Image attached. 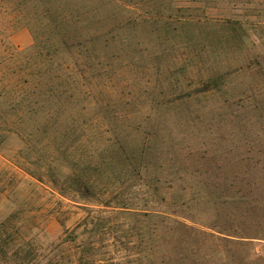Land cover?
I'll return each mask as SVG.
<instances>
[{
    "label": "rangeland",
    "instance_id": "obj_1",
    "mask_svg": "<svg viewBox=\"0 0 264 264\" xmlns=\"http://www.w3.org/2000/svg\"><path fill=\"white\" fill-rule=\"evenodd\" d=\"M70 164L94 199L52 185ZM9 237L37 264H264V0H0Z\"/></svg>",
    "mask_w": 264,
    "mask_h": 264
},
{
    "label": "trees",
    "instance_id": "obj_2",
    "mask_svg": "<svg viewBox=\"0 0 264 264\" xmlns=\"http://www.w3.org/2000/svg\"><path fill=\"white\" fill-rule=\"evenodd\" d=\"M43 102L44 103H49L52 104L50 102H52L51 98L54 95L52 88L47 89L46 91L43 92ZM55 97V96H54ZM45 113H43V120H39L38 122V127L36 128L39 131L43 132V128H46L48 126H51L54 124L55 121L51 120L54 116H56V114H53V109L51 107L44 109ZM43 126V127H42ZM76 126H74L73 128H75ZM35 129V131H36ZM81 129L76 128L75 131H80ZM35 131L31 130V131H27V134H33ZM80 139V137L78 136L77 139L71 141V143L73 142V144L78 141ZM132 156H127L124 155L123 159H124V163H126L129 167L134 168L135 170H140L141 167L146 166V164H140L139 163H133L132 161ZM53 161H57V160H53ZM132 161V162H131ZM135 164V165H134ZM67 164L62 163L60 164V166L62 167H66ZM69 169L71 170L70 173H68L64 178L62 177V175H60L61 177L59 179H55L54 175L59 173L60 169H55V172H49V179L50 182L52 183V185L62 194H66V191H71L73 193L76 194V196L83 201H89L91 199H94L96 197V190L92 185V182L90 181V177L87 173V170L85 169H80L79 166H76L75 164H70L68 165ZM135 173V172H134ZM40 180V178H38ZM112 198V197H111ZM116 198V197H114ZM113 198V199H114ZM108 204H110L109 201L105 202V206L107 207H111L108 206ZM115 205H113V208H129L126 207V204H122V205H117L116 203H114ZM182 229H191L189 226L182 224ZM71 236V241H74L77 239L76 236H73L72 233L69 234ZM69 236V237H70ZM2 243V242H0ZM15 243V240H10V237L3 242V244L0 245V264H37V262L35 261L36 258V251L33 248L31 242L27 241L23 244V246H12L10 247V244ZM83 249V248H82Z\"/></svg>",
    "mask_w": 264,
    "mask_h": 264
}]
</instances>
